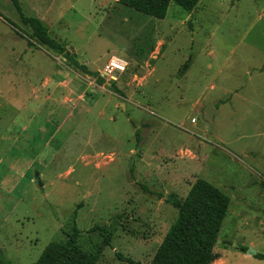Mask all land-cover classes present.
<instances>
[{
  "label": "rangeland",
  "instance_id": "1",
  "mask_svg": "<svg viewBox=\"0 0 264 264\" xmlns=\"http://www.w3.org/2000/svg\"><path fill=\"white\" fill-rule=\"evenodd\" d=\"M19 3L105 82L38 44L0 0L3 258L32 264L74 227L92 251L99 225L112 245L96 264H129L118 252L150 264L177 217L171 198L205 178L230 197L222 264H264L238 249L264 254V0L172 3L162 19L119 0ZM114 58L124 70L109 72Z\"/></svg>",
  "mask_w": 264,
  "mask_h": 264
},
{
  "label": "trees",
  "instance_id": "2",
  "mask_svg": "<svg viewBox=\"0 0 264 264\" xmlns=\"http://www.w3.org/2000/svg\"><path fill=\"white\" fill-rule=\"evenodd\" d=\"M12 1L22 22L30 28L32 37L37 39L38 44L63 55L68 65L76 72L95 77L99 84L105 82L102 74L89 69L78 59L75 52L53 38L41 18L26 15L19 0ZM119 2L162 19L167 15L172 3L192 12L199 0H119ZM136 136L139 141L138 129ZM132 169L131 166V171ZM143 187L149 189L147 185ZM170 202L178 209L177 217L170 225L150 264H211L220 256L215 252L214 247L229 210V195L209 180L197 178L186 197L181 200L171 198ZM95 231L100 233L103 240L100 245H95L92 251L83 248L79 242L81 232L78 227H74L72 232L67 233L66 240L49 242L37 261L32 264H96L103 254L104 247L112 245V232L108 227L99 225L89 230L91 233ZM238 249L246 252L248 247L241 245ZM117 256L129 264H142L119 252ZM256 257L264 258V254L257 252ZM0 264H12L10 260L3 258L1 251Z\"/></svg>",
  "mask_w": 264,
  "mask_h": 264
},
{
  "label": "water",
  "instance_id": "3",
  "mask_svg": "<svg viewBox=\"0 0 264 264\" xmlns=\"http://www.w3.org/2000/svg\"><path fill=\"white\" fill-rule=\"evenodd\" d=\"M111 84V83H110ZM217 114V109L213 104H208L203 111V118L210 124L214 123V118ZM36 179H38V182L40 185H43L41 180L39 179V174L36 175ZM219 242V239L217 240V243ZM248 254L255 255L257 251L253 247H249L247 250Z\"/></svg>",
  "mask_w": 264,
  "mask_h": 264
},
{
  "label": "built area",
  "instance_id": "4",
  "mask_svg": "<svg viewBox=\"0 0 264 264\" xmlns=\"http://www.w3.org/2000/svg\"><path fill=\"white\" fill-rule=\"evenodd\" d=\"M118 63L119 64H116L115 62L112 61L111 64L108 66L109 72H111L113 69L114 70H117V69L124 70L126 63L122 62V61H120Z\"/></svg>",
  "mask_w": 264,
  "mask_h": 264
},
{
  "label": "crops",
  "instance_id": "5",
  "mask_svg": "<svg viewBox=\"0 0 264 264\" xmlns=\"http://www.w3.org/2000/svg\"><path fill=\"white\" fill-rule=\"evenodd\" d=\"M245 256H249V255L248 254H245ZM250 257H247V258H250ZM224 262H225V260L223 258H221V256H219L211 264H222Z\"/></svg>",
  "mask_w": 264,
  "mask_h": 264
},
{
  "label": "bare ground",
  "instance_id": "6",
  "mask_svg": "<svg viewBox=\"0 0 264 264\" xmlns=\"http://www.w3.org/2000/svg\"><path fill=\"white\" fill-rule=\"evenodd\" d=\"M113 62H115L116 64H119V63H118V60H117V59H115V58H114V61H113Z\"/></svg>",
  "mask_w": 264,
  "mask_h": 264
}]
</instances>
